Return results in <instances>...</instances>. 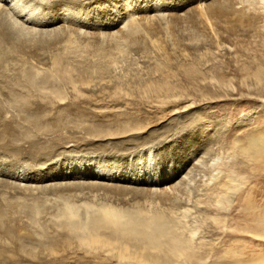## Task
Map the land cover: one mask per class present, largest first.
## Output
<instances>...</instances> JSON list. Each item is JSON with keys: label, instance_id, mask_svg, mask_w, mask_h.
I'll return each mask as SVG.
<instances>
[{"label": "rangeland", "instance_id": "obj_1", "mask_svg": "<svg viewBox=\"0 0 264 264\" xmlns=\"http://www.w3.org/2000/svg\"><path fill=\"white\" fill-rule=\"evenodd\" d=\"M229 1H11L49 23L0 28V264H264V0Z\"/></svg>", "mask_w": 264, "mask_h": 264}, {"label": "bare ground", "instance_id": "obj_2", "mask_svg": "<svg viewBox=\"0 0 264 264\" xmlns=\"http://www.w3.org/2000/svg\"><path fill=\"white\" fill-rule=\"evenodd\" d=\"M11 1H14V0H0V28H3L4 29V32H8V30H10V28H11L10 27L11 24L8 23V17L9 16L12 17V18L9 17V19L11 18V21L10 22H12V20H13V18H15V16L16 17L17 16L18 17H21L20 20L22 21V24L23 25L24 24L27 25V24H31V23L32 24L33 23H36V24H39V25H46V24L49 23V22L46 23L45 21H41L42 19L39 20L38 18H33L32 15H29V14L23 15V13H24L23 11L25 9L22 10V9H18L19 7L16 8V5H14L16 3L13 2L14 4L12 5L11 4L12 3ZM15 1H17V3H18V0H15ZM225 1L226 2H231L229 0H225ZM231 4H232V2H231ZM223 5H220V9L222 8ZM171 19H173V17ZM203 19L205 20V18H203ZM13 21H15V20H13ZM177 21L178 20L176 19L175 22L177 23ZM103 22H104L103 24H108L109 22H111V23H109L110 24V28H114L115 27L114 26V20L112 21V20H110V19L107 18ZM178 22H180V21H178ZM250 24L253 26V23H250ZM134 25L132 24V27L133 28H134ZM106 26H108V25H106ZM72 29H74V28H72ZM128 30H129V28H128ZM127 36L129 37L128 34H127ZM203 44L204 45H206V44L209 45L210 43L208 42V43H203ZM46 95L47 94H45V96ZM243 145H244V147H242V151L246 155H248V156H250L252 158H261L262 159V157H264V136H262V135H260V136H252V137H250L247 140L246 144H243ZM236 148H238V147L236 146ZM238 149H240V148H238ZM74 163H72V165L70 167H66V168H64V167H57L55 169V171H56V173L58 175H68L70 173L71 174H73V173L76 174L77 173V176H80L81 173H82V170L77 169L75 167L76 165ZM90 165H96V163L90 162V163H88V166L90 167ZM98 168L97 167H94L93 170L91 169L92 176H94L95 178L102 177V178H106L107 180H109V179H111V178L114 177V176L111 177L112 174L110 175V173H108L103 167H100L99 166ZM137 176H139V173L136 174V177ZM14 177L17 178L18 180H28L29 179V177L24 172H22L20 175L14 176ZM119 178H121V179H130V178H133V174H130L129 172H127V174L125 176H122V177L119 176ZM153 182L156 183L157 182V179L154 180ZM163 182H158V183H161L162 184ZM231 189H232V187H231ZM173 190H175V188ZM173 190H172V192L174 193ZM233 190H235V189H233ZM170 200H171V203H173L175 205V208L178 209L180 213H185L186 210H188V207L187 208H183V209L180 210V207H181L180 201L182 200V198L181 199L173 198V199H170ZM184 205H187V202L186 201H184ZM112 208H109V206L108 207H104L102 209L100 208L101 209V214L99 212V214L101 216V219L104 221V223H106L107 225H109L110 228L126 230L129 233H134L136 231H139L140 234L141 235H144V236L150 234L152 231H154V232L156 230L160 231V229H161V226L162 225H161V223H160L159 220H153L152 222H150L149 220H146V218H142V217L136 219L135 216L132 217L131 215H127V214H125L122 211H119V210H116V209H112ZM166 208H172L171 207V204L168 203V207H166Z\"/></svg>", "mask_w": 264, "mask_h": 264}]
</instances>
